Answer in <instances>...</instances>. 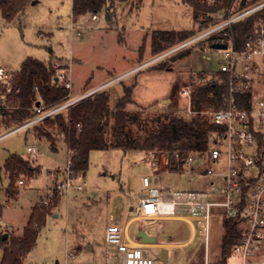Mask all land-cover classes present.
<instances>
[{
  "label": "rangeland",
  "instance_id": "374dc122",
  "mask_svg": "<svg viewBox=\"0 0 264 264\" xmlns=\"http://www.w3.org/2000/svg\"><path fill=\"white\" fill-rule=\"evenodd\" d=\"M110 12L113 14L111 20L107 19L106 12L98 14L96 20L92 14L75 18L72 0H30L21 16L7 22L0 10V65L16 72L27 58L44 62L59 60L70 66L73 98L100 87L101 90L107 88L114 108L124 95V87L132 86L134 102L128 105V109L141 113L143 119L171 112L192 116L189 101L182 91L199 75L220 73L222 52L205 45L201 48L206 37L202 42L190 44L170 55L169 51L181 43L158 55L152 54L154 32L197 28L192 8L184 0H142L141 3L140 0H115ZM184 52L187 53L180 57ZM18 126L20 124L7 127L6 123H0V136ZM132 128L135 133L142 134L137 125ZM29 147L37 148L36 157L29 155ZM57 149L52 151L48 142L40 139L33 128L0 141L2 221L15 230L11 233L23 234L32 209L45 198V192L55 182L52 173L68 167L69 155L64 140L59 139ZM14 154L35 166L40 165L42 173L33 179L22 177L26 184L19 186L16 198L9 200L6 188L11 181L4 167L6 160ZM198 164L194 163L196 170ZM213 168L217 171L216 166ZM159 169L163 170L155 175L154 170ZM145 175L150 176L154 184L171 191L205 190L215 180L214 177L199 178L190 185L186 166L172 171L165 152L94 150L90 153L89 168L83 178L84 189L73 188L60 195L58 205L38 235L28 262L104 264L106 228L111 218L115 219L114 223L123 220L127 205L133 203L142 190ZM149 224L142 220L134 222L130 227L131 236L136 238L138 231ZM149 232L155 236L169 233L167 241L178 244L169 249L170 264H205L206 245L201 244L199 237L184 244L192 234L188 224L157 222ZM223 233L220 220L212 219V261L221 255ZM151 251L161 254L159 249ZM2 254L3 249H0V260ZM263 260L264 254L256 259ZM239 262L233 255L228 264Z\"/></svg>",
  "mask_w": 264,
  "mask_h": 264
},
{
  "label": "built area",
  "instance_id": "2783aa9c",
  "mask_svg": "<svg viewBox=\"0 0 264 264\" xmlns=\"http://www.w3.org/2000/svg\"><path fill=\"white\" fill-rule=\"evenodd\" d=\"M250 0H233L229 6H221L211 13L219 22L186 42L169 51V55L190 44H195L211 35L221 34L218 44L226 45L222 52L220 74L202 75L193 78L183 91L190 104L191 115L201 114L219 129L212 135L210 148L206 153L192 152L187 155L184 166L190 176L189 184L199 178L214 177V182L205 190L171 191L153 183L150 176L142 178V190L133 203L127 205L124 218L114 223L111 218L105 232L104 264H158L159 255L153 254L150 246L134 244L128 236L131 225L137 217L169 218L189 220L194 224L195 238L206 245L205 264H211L210 224L218 219L225 234L224 221H234L241 231V237L232 249L229 259L235 255L240 264H264L256 261L264 250V18H260L248 35L242 47L236 43L233 25L264 9V1L247 5ZM209 6H218L223 0H201ZM242 5H247L242 7ZM93 19H98V15ZM78 35H81L78 33ZM57 71L58 83L72 91L73 80L70 66L59 60L51 62ZM14 72L0 65V118L15 109L12 104L18 100L21 87L13 81ZM218 84L226 91L219 97L209 94V102L201 111H193L192 99L197 86ZM105 86V85H104ZM102 87L78 98H69L56 107H47L42 101L32 108V117L16 129L0 136V141L29 130L45 119L67 109L74 103L101 90ZM39 104V105H38ZM36 157L35 147L27 149ZM199 162L198 170L194 163ZM197 166V165H196ZM213 166L217 167V171ZM55 182L42 200L45 206L52 204L57 196L75 188L84 189V176L74 174L68 167L52 173ZM82 182L81 184L77 183ZM22 179L19 185H25ZM133 216V217H131ZM9 231L0 220V232ZM115 258L114 260L112 258ZM171 260L169 258L170 264Z\"/></svg>",
  "mask_w": 264,
  "mask_h": 264
},
{
  "label": "trees",
  "instance_id": "16d2710c",
  "mask_svg": "<svg viewBox=\"0 0 264 264\" xmlns=\"http://www.w3.org/2000/svg\"><path fill=\"white\" fill-rule=\"evenodd\" d=\"M29 1L0 0V10L4 20L11 22L21 16ZM232 1L223 0V3L218 6H209L201 0H184L193 10V20L197 28L186 31L154 32L152 54L158 55L173 45L186 42L210 29L219 22L212 18L211 13L221 6H229ZM262 1L264 0H250L247 5ZM114 2L115 0H72V15L77 18L92 14L94 17L106 12L107 19L111 20L113 14L110 10ZM247 5H242V7ZM260 18H264V9L233 25V32L239 47L244 45ZM220 36L221 34L211 35L205 41H201V48L204 45V47L212 48L213 45L218 44L217 39ZM186 53H181L180 57ZM217 75L225 78L223 74L218 73ZM56 79L57 71L52 68L51 60L44 62L27 58L23 61L20 69L13 74V81L21 87V93L18 100L12 104L15 109L5 113L0 123H6L7 127L23 123L32 117L31 110L39 101L47 107H56L64 103L72 91L59 84ZM224 91H226L225 86L221 87L218 84L197 86L192 99L193 111L203 109L209 102V94L214 93L220 97ZM133 102V87L125 86L124 95L113 108L111 107V93L105 88L45 119L33 129L40 139L48 142L52 151L58 150L59 139L64 140L69 152L72 172L83 176L89 168L90 153L94 150L165 152L168 154V165L172 171L183 169L188 154L208 152L212 135L219 129V126L212 124L207 117L201 114L185 117L171 112L145 120L141 113L131 112L128 109V105ZM134 125L140 128L142 134L134 132L132 128ZM4 168L11 181L9 187L6 188L9 200L18 195L19 181L22 177L33 179L42 173L40 165L35 166L29 160L16 154L6 160ZM59 201L60 196H57L49 206H45L43 201L36 205L30 213L22 236H15L9 231L0 232V249H3L0 264H31L28 262V256L34 249L47 218ZM3 211L4 205L0 201V220ZM224 227L221 255L211 260V264H227V258L231 255L233 245L241 237V231L234 221L225 220ZM6 233L9 237L5 240Z\"/></svg>",
  "mask_w": 264,
  "mask_h": 264
},
{
  "label": "crops",
  "instance_id": "0c3cea01",
  "mask_svg": "<svg viewBox=\"0 0 264 264\" xmlns=\"http://www.w3.org/2000/svg\"><path fill=\"white\" fill-rule=\"evenodd\" d=\"M83 94V93H82ZM81 94V95H82ZM80 95V96H81ZM68 155H69V152H68ZM68 162H69V160H68ZM167 169V167L165 168V170ZM163 169H159V171H155L154 170V174L155 175H158V174H160L161 173V171H162ZM145 176H147V175H145ZM144 176V177H145ZM164 187V186H163ZM166 188V187H165ZM49 189V188H48ZM48 189H47V191L45 192V196L44 197H46V194H47V192H48ZM127 204H128V202H127ZM2 220V219H1ZM140 220H142V221H147V222H150V224L147 226V228H145V229H140L139 231H138V233H137V235H136V238H133L132 236H131V234H130V229H129V233H128V236H129V238L131 239V242L132 243H134V244H146V245H148V246H150L153 250H155V249H159V250H161V252H162V250L163 249H167L168 251H169V249L170 248H173V247H177L178 246V244H172V243H169L168 241H167V239H168V237H169V233H166V232H163V233H160L159 235H152L150 232H149V230H152V229H154V223L156 224L157 222L159 223V222H165V221H172V222H174V221H176V222H182V223H186V224H188L189 226H190V228L192 229V234H191V236H190V238L184 243V244H190V243H192L194 240H195V229H194V224H193V222L192 221H189V220H179V219H169V218H146V217H137V219L135 220V222L136 221H140ZM134 224V223H133ZM132 224V225H133ZM7 227V229L9 230V232H12V231H15L12 227H8V226H6ZM141 231H145L149 236H151V237H153V238H155V242L154 243H150V242H147V243H145V242H143L142 241V239L141 238H139V233L141 232ZM14 235H16V236H18V237H20V236H22V234H14ZM162 240V241H161ZM161 255V254H160ZM170 258V257H169ZM171 260V259H170ZM169 262V261H168ZM58 264V263H57Z\"/></svg>",
  "mask_w": 264,
  "mask_h": 264
},
{
  "label": "water",
  "instance_id": "95a60500",
  "mask_svg": "<svg viewBox=\"0 0 264 264\" xmlns=\"http://www.w3.org/2000/svg\"><path fill=\"white\" fill-rule=\"evenodd\" d=\"M246 0H243L242 4H245ZM227 46L223 45V44H215L212 46V49L215 50H222V49H226ZM56 81H58V79H56ZM39 105V104H38ZM9 235L6 233L4 235V239H8ZM139 238L142 239L143 242L147 243H154L155 242V238L149 236L145 231H141L139 233ZM169 261V251L167 249H163L159 258V263L158 264H167Z\"/></svg>",
  "mask_w": 264,
  "mask_h": 264
}]
</instances>
